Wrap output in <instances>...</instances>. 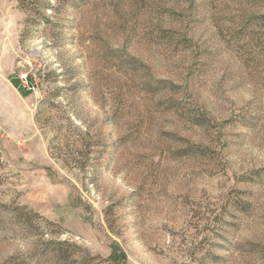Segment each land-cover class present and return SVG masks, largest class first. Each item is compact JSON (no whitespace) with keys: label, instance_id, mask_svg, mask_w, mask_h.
<instances>
[{"label":"rangeland","instance_id":"1","mask_svg":"<svg viewBox=\"0 0 264 264\" xmlns=\"http://www.w3.org/2000/svg\"><path fill=\"white\" fill-rule=\"evenodd\" d=\"M3 204L0 264H264V0H0Z\"/></svg>","mask_w":264,"mask_h":264},{"label":"trees","instance_id":"2","mask_svg":"<svg viewBox=\"0 0 264 264\" xmlns=\"http://www.w3.org/2000/svg\"><path fill=\"white\" fill-rule=\"evenodd\" d=\"M19 1L21 2L23 7L28 10H32L33 3L37 0H32L31 2L27 0ZM43 7L44 6H42V8ZM46 8H52L53 10L55 9L50 4H47ZM33 9L35 10V12L37 11V8ZM154 83L157 84V82ZM155 84H153L152 87H154ZM38 113L39 112H37V114ZM35 120L40 127V120L38 118V115L35 116ZM33 215H37V213L27 209V207L24 206H11L5 204L0 205V221L5 219L4 222H2L4 225L3 228H5V226L9 227V223L14 221L19 228L32 229L34 227V225L32 224ZM75 247H77L75 244H69L64 240L49 239L44 242L43 247H41V251L36 252L37 256L34 258L37 259L36 261L38 262V264H115L114 262H110L108 259H99L98 262H94L95 257L89 254L84 258L79 257L75 254V252H73L74 250H72L75 249Z\"/></svg>","mask_w":264,"mask_h":264}]
</instances>
